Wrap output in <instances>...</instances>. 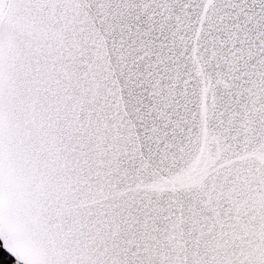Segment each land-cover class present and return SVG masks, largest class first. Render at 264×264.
I'll return each instance as SVG.
<instances>
[{"label":"snow or ice","instance_id":"6c2138e0","mask_svg":"<svg viewBox=\"0 0 264 264\" xmlns=\"http://www.w3.org/2000/svg\"><path fill=\"white\" fill-rule=\"evenodd\" d=\"M11 264H264V0H0Z\"/></svg>","mask_w":264,"mask_h":264},{"label":"trees","instance_id":"16d2710c","mask_svg":"<svg viewBox=\"0 0 264 264\" xmlns=\"http://www.w3.org/2000/svg\"><path fill=\"white\" fill-rule=\"evenodd\" d=\"M12 260L13 258L2 249L0 243V264H11Z\"/></svg>","mask_w":264,"mask_h":264},{"label":"water","instance_id":"95a60500","mask_svg":"<svg viewBox=\"0 0 264 264\" xmlns=\"http://www.w3.org/2000/svg\"><path fill=\"white\" fill-rule=\"evenodd\" d=\"M1 243V247H2V249L5 251V249H4V247H3V245H2V242H0ZM6 252V251H5ZM7 253V252H6ZM8 254V253H7ZM9 255V254H8ZM10 256V255H9ZM12 257V256H11ZM13 258V257H12Z\"/></svg>","mask_w":264,"mask_h":264}]
</instances>
